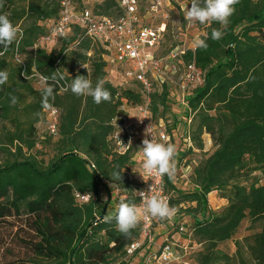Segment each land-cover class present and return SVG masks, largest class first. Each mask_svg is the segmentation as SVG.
I'll use <instances>...</instances> for the list:
<instances>
[{
  "label": "trees",
  "instance_id": "16d2710c",
  "mask_svg": "<svg viewBox=\"0 0 264 264\" xmlns=\"http://www.w3.org/2000/svg\"><path fill=\"white\" fill-rule=\"evenodd\" d=\"M50 1L56 2L54 9L31 0L28 13L40 24L21 30L6 51L0 47V70L9 73L7 83L0 86V122L15 124L14 131L3 130L0 138V222L22 218L23 228L31 233L23 241L27 256L16 264H89L92 253H104L112 247L114 254L127 257V248L140 240V225L126 239L117 231L115 221L105 223L103 217L115 211L109 208L114 198L109 184L125 183L128 193L118 200L140 204L139 162L133 153L119 155L114 138L119 131L116 117L125 110L134 111L142 95L137 86L125 87L108 79L104 61L108 51L80 28H72L67 47L57 50L65 40L51 54L41 47L49 24L56 22L61 12V0ZM235 8L227 28L222 29L225 34L221 40L211 39L212 30L221 28L212 23L203 38L208 48L188 50L183 56L184 63L194 62L204 75V85L186 94L188 109L184 113L189 120L194 117L198 125L193 133H186L184 141L187 143L189 137L195 149L202 151V138L209 135L217 149L191 169L192 190L180 191L172 179L163 176L170 205L178 208L176 226H171L174 230L169 237L187 226L183 218L191 216L194 237L204 245L197 264H232L233 258L220 254L218 247L232 240L245 220L251 226L260 225L248 249L254 264H264V184L249 188L239 185L249 174L264 170V0H240ZM94 12L114 19L123 16L118 0H103ZM0 14L7 15L16 27L25 17V12L15 10L14 0H5ZM72 47L79 63L72 60L68 77L63 66L68 65L67 53ZM20 55L25 56V62L19 60ZM9 56L23 64L13 68ZM56 70L68 89L61 90L58 84L63 85L62 80L54 84V100L50 103L59 111L60 123L58 135L47 134L45 141H56L57 153L42 165L30 154L39 145L36 125L46 118L48 110L41 105V83L26 78L33 72L51 77ZM77 75L88 76L93 85L104 78L111 101L96 104L90 96L74 95L69 85ZM15 76L28 84H19ZM10 94L18 97L15 105L10 102ZM23 95L33 101L25 107L30 116L25 125L14 118ZM180 101L181 96L168 89L153 100V112L156 115L157 107L162 108L159 119L173 140L181 121L172 113ZM116 173H121L120 180ZM212 193L228 203L220 214L208 211ZM77 195L90 196V200L81 202ZM239 264L246 263L240 259Z\"/></svg>",
  "mask_w": 264,
  "mask_h": 264
},
{
  "label": "built area",
  "instance_id": "2783aa9c",
  "mask_svg": "<svg viewBox=\"0 0 264 264\" xmlns=\"http://www.w3.org/2000/svg\"><path fill=\"white\" fill-rule=\"evenodd\" d=\"M78 2L79 0H61L59 19L49 24L48 33L42 39L41 47L46 50L56 47L68 38L73 27H77L84 30L89 39L106 49L109 53L108 56L110 53L113 55V64L119 67L124 80L132 86H137L142 95V102L134 111L125 110L124 114L117 119V126L121 132L118 128L119 131L114 138L116 151L122 156L129 153L136 155L139 162L140 183V189L137 192L145 191L147 196L159 195L170 203V196L166 194L163 177H146L149 180L145 181L139 174L143 173V157L138 150L142 147V141L145 139V129L150 124L153 127V136L158 142H170L171 140L163 120H160V125H158L159 123H155L153 115V100L157 93H161L162 88L159 91L158 88L161 85L164 69L172 73L182 71L180 111L188 109L186 94L204 85V75L194 62L184 63L183 56L186 51L172 52L164 59L155 57V52L163 45L167 32V0H118L119 7L123 12V16L119 19L82 9ZM143 3L146 4V14L144 15ZM20 64L23 63L20 62ZM41 78L42 76L33 72L30 78L26 79H34L41 83ZM62 81L63 85H58L63 92H66L68 84L64 79ZM127 112L134 113V116H147L148 118L141 122L136 117H128ZM46 114V118H48L47 134L56 137L60 113L57 109L51 108ZM119 132V139L123 144L118 139ZM147 138L151 139V136L149 135ZM129 141H131V145H128ZM186 141L191 143L189 137ZM137 144L139 145L137 146ZM91 168L95 169L94 166ZM76 197L84 203H88L90 200V196L77 195ZM138 197L142 204L139 194ZM175 219L176 215L170 220L163 221L151 217L142 219L139 224L140 240L127 248V257L133 258L139 254L142 257V264H173L177 260L174 251L175 245L167 239L157 247L155 237L158 227L164 224L175 227ZM182 233L187 234L184 225L179 228L177 234Z\"/></svg>",
  "mask_w": 264,
  "mask_h": 264
},
{
  "label": "rangeland",
  "instance_id": "374dc122",
  "mask_svg": "<svg viewBox=\"0 0 264 264\" xmlns=\"http://www.w3.org/2000/svg\"><path fill=\"white\" fill-rule=\"evenodd\" d=\"M41 7L49 6L51 9L55 8L56 2L50 0H37ZM103 0H80L78 2L79 6L82 9H88L91 11H96L99 9L100 4ZM168 7L166 8L167 19V32L165 40L160 49L155 52V57L157 59H164L168 57L172 52L178 51H188L195 50L193 48V43L197 38L203 39L207 34L208 25H201L199 23H189L185 21L184 15L188 7H190L191 0H167ZM31 3V0H14V8L18 13L25 12V17L18 23L17 29L18 34L21 30L27 29L31 24L38 23L36 16H32L28 13V6ZM143 15L146 14V4L143 3ZM19 36H17L18 38ZM60 44L59 49L67 47L66 41ZM69 47V46H68ZM54 48H48V53H53L57 51ZM75 47L67 53L69 56L68 65L63 66V71L65 74L70 77L71 70H73V62L75 64L79 63L76 61L73 53L75 52ZM20 61L25 62V56L20 55L18 57ZM73 60V62H72ZM13 68H17L20 64L17 59L8 57ZM81 61V60H80ZM104 61L107 63L106 71L108 73V79L114 84H121L125 87H133L130 83L124 80L119 67L113 64V55L110 53L109 56H104ZM89 69V66H86ZM164 69V67H163ZM16 82L19 84H28L25 79L16 77ZM25 81V82H24ZM33 85H37L36 82H30ZM161 85L158 88L160 92L164 89L176 93L178 97L181 96L180 87L182 84V71L172 73L170 71H165L162 75ZM19 93H22L19 91ZM23 94V93H22ZM24 96V95H23ZM32 99L25 95L23 101L19 106V113L16 111L14 113V118L19 120L23 125L26 124L30 118L29 114L25 112V107L32 103ZM158 112L154 115V121L156 124L160 125V115L162 108L157 107ZM173 115L179 117L181 121L175 130V139L171 138L170 142L174 143L178 148L177 154V172L174 177L173 182L175 183L177 189L180 191H190L193 189V181L191 179V171L210 157L215 151L216 147L213 140L209 135L203 136L204 150L199 151L195 149L193 143H186L184 141L186 133L190 134L196 130L198 121L191 118H187V115L184 111H180L178 104L173 108ZM175 113V114H174ZM177 113V114H176ZM187 119V120H186ZM48 118H45L41 123L36 125L37 135H38V147L30 154L35 157L42 165H47L53 158L56 156V141L46 140V135L48 133ZM3 130L5 131H14L15 124H11L10 121L0 122V138L3 136ZM191 151V152H189ZM187 155V156H185ZM0 157V161H1ZM189 167V168H188ZM192 169V170H191ZM252 184L263 185L264 184V170L257 171L252 174H249L243 178L239 185L250 187ZM110 192L113 194L114 199L117 202L111 203L109 208L115 210L117 207L118 199H121V194L128 193V187L125 183L120 184H109ZM103 200L107 201V196L103 194ZM115 201V200H114ZM228 203L220 199L219 194L215 193L214 196H208V211L220 214L227 207ZM194 206V205H193ZM114 207V208H113ZM188 207V206H186ZM180 216V215H179ZM200 216V215H199ZM189 218V224H186L185 228L187 229V234H175L172 238L167 236L165 240H169L171 244H174V251L177 255V260L173 264H197V257L199 253L203 250L204 245L200 243L194 237V226L191 216H185ZM185 223V222H184ZM23 219H8L5 222H0V264H16L19 260L26 258L27 248L23 241L31 237V233L28 232L27 228H23ZM260 232V225L251 226V223L248 220H245L232 240L225 242L218 247L220 254L227 255L233 258L232 264H239L240 259H242L246 264H254L251 254L249 252V246L253 244V238ZM156 239V237H155ZM164 241H159L157 244L159 247ZM139 257V258H138ZM89 264H121L126 262L128 264H142L140 263L139 254L135 255L133 258H127L125 256L116 255L113 253V247L104 252V253H92L88 257Z\"/></svg>",
  "mask_w": 264,
  "mask_h": 264
},
{
  "label": "clouds",
  "instance_id": "9594fccd",
  "mask_svg": "<svg viewBox=\"0 0 264 264\" xmlns=\"http://www.w3.org/2000/svg\"><path fill=\"white\" fill-rule=\"evenodd\" d=\"M239 2L240 0H191L190 7H188L185 12L184 19L192 24H220V29H213L211 32V39L219 41L225 34L222 29L227 28L231 16L235 13V6L239 4ZM4 3L5 0H0V8H3ZM17 36V27L7 15L0 14V47L6 51L16 41ZM193 48L206 50L208 44L205 39L197 38L193 43ZM82 66L86 68L84 65ZM58 70H56L51 77L41 78V105L45 110H50L52 108L50 100H54V84L64 79L63 75H58ZM8 79L9 73L6 70H0V86L5 85ZM49 80H51V83H49ZM105 84L106 80L104 78H99L95 85H93L88 76L77 75L72 79L69 88L74 95L90 96L94 103L100 104L102 102H110L112 98ZM17 101L18 97L10 94L11 104L15 105ZM130 117H136L141 122L145 118H148L147 116L141 117L138 115ZM116 121L117 117L115 119V124L117 126ZM120 132L118 134V139ZM144 135L145 139L142 141V147L138 150L143 157V173L139 174L145 181L149 180L146 179V177H163L165 175L169 179H174L177 172V146L171 142H158L153 136V127L151 124L145 129ZM149 135L151 139L147 138ZM120 142L123 144L121 140ZM128 145H131V141H129ZM123 171L124 169L122 172ZM116 175L120 180L121 173H116ZM137 193L142 198V204L137 205L134 202L121 200L113 213L106 214L103 217L105 223L111 224L115 221L117 231L126 239L131 237L132 230L140 224L142 219L151 217L161 221L170 220L178 212V208L170 205L166 198L159 195L147 196V192L145 191H139Z\"/></svg>",
  "mask_w": 264,
  "mask_h": 264
},
{
  "label": "crops",
  "instance_id": "0c3cea01",
  "mask_svg": "<svg viewBox=\"0 0 264 264\" xmlns=\"http://www.w3.org/2000/svg\"><path fill=\"white\" fill-rule=\"evenodd\" d=\"M126 114L128 115V117L134 116V113H132V112H127ZM130 118H132V117H130ZM116 123L118 124V120H117ZM138 145L139 144H137V146ZM214 195H215V193H212L209 196H214ZM115 202H117V201H116V199L113 198V201L111 203H115ZM183 221L185 222V224H189V222H190L188 217H184L183 218ZM172 232H173V229H172L171 226L169 227V225H165L164 224V225L158 227V229L156 231V239H155L156 240V243L159 244V241H164L167 238V236H169L170 234H172Z\"/></svg>",
  "mask_w": 264,
  "mask_h": 264
}]
</instances>
